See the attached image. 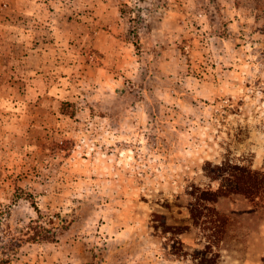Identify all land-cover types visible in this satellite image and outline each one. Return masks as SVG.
I'll return each mask as SVG.
<instances>
[{"label": "rangeland", "instance_id": "obj_1", "mask_svg": "<svg viewBox=\"0 0 264 264\" xmlns=\"http://www.w3.org/2000/svg\"><path fill=\"white\" fill-rule=\"evenodd\" d=\"M208 162L264 181V0H0V264H198Z\"/></svg>", "mask_w": 264, "mask_h": 264}, {"label": "trees", "instance_id": "obj_2", "mask_svg": "<svg viewBox=\"0 0 264 264\" xmlns=\"http://www.w3.org/2000/svg\"><path fill=\"white\" fill-rule=\"evenodd\" d=\"M205 171L211 182L220 180L224 175H228V177H232L234 180L228 177L226 180L236 185L235 188L231 189H225V186L221 185L217 191L211 188L194 186L190 193L192 200L187 206L194 225L198 227L203 224V229L208 234V243L204 246L203 250L194 255L193 259H199L198 264H220L222 259L221 252L219 249L215 252L213 248L216 247L215 244L224 242L226 227L229 220L228 217L217 210L216 203L220 198L228 197L231 193L235 192L243 194L247 198L257 196L258 192L263 188L264 181L255 178V176L261 175L260 172L252 171L247 167L232 166L228 162L214 166L212 163L208 162L205 165ZM37 212L42 216V212L38 210V208ZM160 218L163 220L162 226L164 233L170 232L175 235H182L190 229L187 226H169L166 224V216ZM202 219L205 220L203 221ZM34 231V235L31 239H39L41 237L39 234L40 232L37 230Z\"/></svg>", "mask_w": 264, "mask_h": 264}, {"label": "crops", "instance_id": "obj_3", "mask_svg": "<svg viewBox=\"0 0 264 264\" xmlns=\"http://www.w3.org/2000/svg\"><path fill=\"white\" fill-rule=\"evenodd\" d=\"M258 201L260 197L256 200L245 197L233 199L222 197L216 203L217 210L228 217L230 225L236 221L235 218L245 220L243 234L239 235L236 241L243 250L239 264H264V203L258 204ZM240 212L242 217L239 216ZM234 258L230 264H234Z\"/></svg>", "mask_w": 264, "mask_h": 264}]
</instances>
